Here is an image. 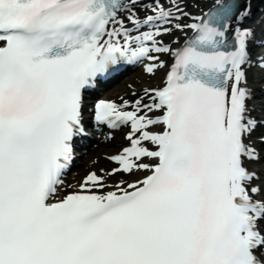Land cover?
I'll return each instance as SVG.
<instances>
[{
    "label": "snow or ice",
    "instance_id": "6c2138e0",
    "mask_svg": "<svg viewBox=\"0 0 264 264\" xmlns=\"http://www.w3.org/2000/svg\"><path fill=\"white\" fill-rule=\"evenodd\" d=\"M252 5L0 0V264H264V154L252 142L264 120L246 75L264 15L227 40ZM138 64L168 70L133 100L94 105L97 125L130 128V147L66 191L85 92Z\"/></svg>",
    "mask_w": 264,
    "mask_h": 264
},
{
    "label": "bare ground",
    "instance_id": "6f19581e",
    "mask_svg": "<svg viewBox=\"0 0 264 264\" xmlns=\"http://www.w3.org/2000/svg\"><path fill=\"white\" fill-rule=\"evenodd\" d=\"M254 2V8H259V7H263L261 11H258L257 13H255V15L248 20V24L246 25V27H251L253 26L254 28L257 27L258 23H259V18L264 15V0H253ZM164 3H168V0H164ZM140 15L143 16L144 13L140 12ZM259 31V29H258ZM176 36H183V34L181 33H176ZM174 37H170V36H164L163 39H167L172 41ZM167 58V57H166ZM166 73V68L165 69H158L156 72V75L154 77L152 76H147L148 79L146 77H138L139 79L142 80H138V84H136L135 80H131L129 83V85L127 86H123L120 91H118V93L116 94V96H123L124 98H129L132 96V92H136L138 95L142 94V89L144 87L147 86H158L160 85V82L162 80V77L165 75ZM256 85V83H255ZM136 98V97H134ZM257 99V97H256ZM256 104V110L254 111L255 114H260L262 113V108H261V103L258 102V100H256L255 102ZM117 141V138H114L113 141L111 143H108L107 145H99L98 149L96 150H92L88 153V155L82 160L83 165H85L86 167H89V169H91L92 171H96L99 173V171L101 169H104L105 171H110L112 168H114V166L112 165V162L108 159V157L110 155L113 154V152H115V150H112V148L115 146ZM108 148V149H107ZM256 168H260L259 165L256 166ZM138 176L135 175H130L127 178L130 179H135ZM121 178L127 179L125 176L121 177L120 175H118L117 177H115V180H119ZM111 182V181H110Z\"/></svg>",
    "mask_w": 264,
    "mask_h": 264
},
{
    "label": "rangeland",
    "instance_id": "374dc122",
    "mask_svg": "<svg viewBox=\"0 0 264 264\" xmlns=\"http://www.w3.org/2000/svg\"><path fill=\"white\" fill-rule=\"evenodd\" d=\"M107 91V90H106ZM107 92H109V91H107ZM103 93V92H102Z\"/></svg>",
    "mask_w": 264,
    "mask_h": 264
}]
</instances>
